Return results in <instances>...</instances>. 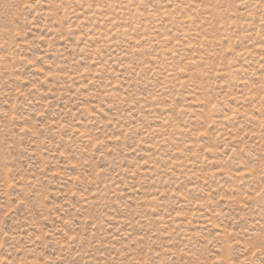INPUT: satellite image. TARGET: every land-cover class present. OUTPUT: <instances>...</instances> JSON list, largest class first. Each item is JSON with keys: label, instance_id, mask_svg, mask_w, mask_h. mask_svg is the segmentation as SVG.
I'll return each mask as SVG.
<instances>
[{"label": "rangeland", "instance_id": "1", "mask_svg": "<svg viewBox=\"0 0 264 264\" xmlns=\"http://www.w3.org/2000/svg\"><path fill=\"white\" fill-rule=\"evenodd\" d=\"M0 264H264V0H0Z\"/></svg>", "mask_w": 264, "mask_h": 264}]
</instances>
